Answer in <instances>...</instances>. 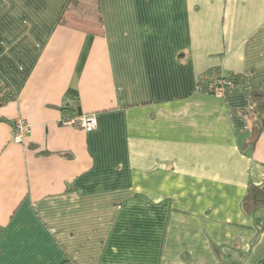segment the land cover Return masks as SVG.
I'll list each match as a JSON object with an SVG mask.
<instances>
[{"label":"crops","instance_id":"0c3cea01","mask_svg":"<svg viewBox=\"0 0 264 264\" xmlns=\"http://www.w3.org/2000/svg\"><path fill=\"white\" fill-rule=\"evenodd\" d=\"M69 1L0 0V264H264V0Z\"/></svg>","mask_w":264,"mask_h":264},{"label":"trees","instance_id":"16d2710c","mask_svg":"<svg viewBox=\"0 0 264 264\" xmlns=\"http://www.w3.org/2000/svg\"><path fill=\"white\" fill-rule=\"evenodd\" d=\"M95 5L97 6V11L99 13V2L94 0ZM79 5V0H70L67 7ZM67 10V9H66ZM100 19V15L98 17ZM61 23H66L64 16L60 19ZM247 77L234 74V73H221L219 69L214 68L210 69L204 76L199 79L198 87L203 91H208L216 94V90L227 86V82H232L234 87L239 84L246 83ZM211 84L213 87L211 88ZM248 90L247 87H245ZM249 95L253 101L254 107L253 112L257 115L259 120L256 121L254 128L252 130V135L250 137V142L252 145H255L259 140L262 131L264 130V90L262 91H253L249 92ZM69 106L64 107L65 113L72 111ZM259 205H264V185L256 186L251 185L248 188V192L244 199V207L248 212L254 210L255 207Z\"/></svg>","mask_w":264,"mask_h":264},{"label":"built area","instance_id":"2783aa9c","mask_svg":"<svg viewBox=\"0 0 264 264\" xmlns=\"http://www.w3.org/2000/svg\"><path fill=\"white\" fill-rule=\"evenodd\" d=\"M227 83V86L216 90L217 95H222L227 89L234 87L232 82ZM212 87L213 84H211V88ZM62 124L84 128L87 131H93L97 128V119L94 114L74 113L72 115L64 116ZM30 127L31 125L28 121L23 118H18L14 123L12 140L16 143H23L30 131Z\"/></svg>","mask_w":264,"mask_h":264},{"label":"rangeland","instance_id":"374dc122","mask_svg":"<svg viewBox=\"0 0 264 264\" xmlns=\"http://www.w3.org/2000/svg\"><path fill=\"white\" fill-rule=\"evenodd\" d=\"M77 7V8H76ZM72 10H70V13H76L77 11V17H87V18H94L97 15V8L94 3V0H80L79 5L74 6L72 5ZM81 11V12H80ZM80 13V14H79Z\"/></svg>","mask_w":264,"mask_h":264}]
</instances>
